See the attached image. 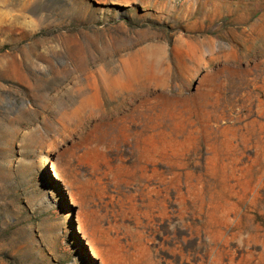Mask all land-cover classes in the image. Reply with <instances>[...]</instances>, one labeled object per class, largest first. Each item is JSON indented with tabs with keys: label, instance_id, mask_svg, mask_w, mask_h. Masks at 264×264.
<instances>
[{
	"label": "rangeland",
	"instance_id": "rangeland-1",
	"mask_svg": "<svg viewBox=\"0 0 264 264\" xmlns=\"http://www.w3.org/2000/svg\"><path fill=\"white\" fill-rule=\"evenodd\" d=\"M0 264H264V0H0Z\"/></svg>",
	"mask_w": 264,
	"mask_h": 264
},
{
	"label": "bare ground",
	"instance_id": "bare-ground-1",
	"mask_svg": "<svg viewBox=\"0 0 264 264\" xmlns=\"http://www.w3.org/2000/svg\"><path fill=\"white\" fill-rule=\"evenodd\" d=\"M56 176L58 177V179H60V176L58 174Z\"/></svg>",
	"mask_w": 264,
	"mask_h": 264
}]
</instances>
